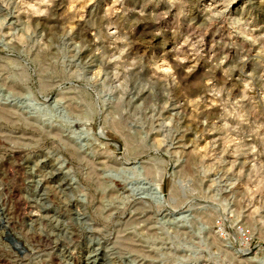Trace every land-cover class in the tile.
I'll return each instance as SVG.
<instances>
[{
    "label": "rangeland",
    "instance_id": "rangeland-1",
    "mask_svg": "<svg viewBox=\"0 0 264 264\" xmlns=\"http://www.w3.org/2000/svg\"><path fill=\"white\" fill-rule=\"evenodd\" d=\"M0 264H264V0H0Z\"/></svg>",
    "mask_w": 264,
    "mask_h": 264
},
{
    "label": "water",
    "instance_id": "water-1",
    "mask_svg": "<svg viewBox=\"0 0 264 264\" xmlns=\"http://www.w3.org/2000/svg\"><path fill=\"white\" fill-rule=\"evenodd\" d=\"M6 240H7L9 243H11L13 247H16V248H17L18 246H20V245L16 244V240H15V238H14L13 236H11L10 234H9V235L7 234V236H6Z\"/></svg>",
    "mask_w": 264,
    "mask_h": 264
},
{
    "label": "bare ground",
    "instance_id": "bare-ground-1",
    "mask_svg": "<svg viewBox=\"0 0 264 264\" xmlns=\"http://www.w3.org/2000/svg\"><path fill=\"white\" fill-rule=\"evenodd\" d=\"M6 228H8V226H6ZM7 233L8 235L10 234L11 236H13L16 240V244L20 245V246H23V243L16 237L12 234V232L9 231V229L7 230ZM16 248V247H15Z\"/></svg>",
    "mask_w": 264,
    "mask_h": 264
}]
</instances>
